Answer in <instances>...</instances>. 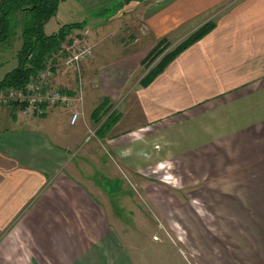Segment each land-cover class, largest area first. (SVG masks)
Segmentation results:
<instances>
[{
    "label": "crops",
    "instance_id": "0c3cea01",
    "mask_svg": "<svg viewBox=\"0 0 264 264\" xmlns=\"http://www.w3.org/2000/svg\"><path fill=\"white\" fill-rule=\"evenodd\" d=\"M112 1L68 0L57 21L83 22L94 49L75 124L62 106L40 117L0 107V264H138L94 176L117 174L114 163L126 176L148 166L169 173L159 167L168 162L174 176L229 175L225 188L171 196L182 264H264V0H132L114 13ZM207 21L211 29L142 84V61L158 41L177 44ZM55 81L76 86L65 75ZM99 96L119 113L102 137L90 119Z\"/></svg>",
    "mask_w": 264,
    "mask_h": 264
},
{
    "label": "rangeland",
    "instance_id": "374dc122",
    "mask_svg": "<svg viewBox=\"0 0 264 264\" xmlns=\"http://www.w3.org/2000/svg\"><path fill=\"white\" fill-rule=\"evenodd\" d=\"M59 2V13L58 17L54 16L51 18L48 23L45 25L46 31H52L57 26V21H62L63 15H67L69 12V4H67L68 0H60ZM147 0H142L141 2H146ZM122 0H113L111 4V11L114 13L115 11H119L120 3ZM107 9H110L107 6ZM97 7L92 9V15H95L97 12ZM58 11V10H57ZM100 11V10H99ZM57 13V12H56ZM87 11V14H89ZM56 15V14H55ZM57 17V20H56ZM75 17V16H73ZM72 17V18H73ZM71 18V19H72ZM87 19V18H85ZM208 22V21H207ZM85 23V22H84ZM87 23V22H86ZM87 26L89 23L86 24ZM91 25V24H90ZM84 31L86 33V38L89 44L93 47V44L90 43L88 39V31L84 28H75L72 32H80ZM184 38H180V41H177V44L180 43ZM176 43L172 44V41L166 39L165 42L161 43L158 49L164 48L156 57L147 59L145 63L142 64L141 70L145 72L143 75L145 76L147 71L168 51H170ZM20 45V40L17 37L10 44H3L0 46V78L8 71L16 65L15 52ZM167 45V46H165ZM94 51V49H93ZM92 60V59H91ZM89 60V61H91ZM84 64L82 63V68H84ZM71 71V70H69ZM68 71V72H69ZM83 73V71H82ZM142 75L141 73L139 74ZM143 76V77H144ZM83 77L85 78L84 74ZM139 76H137L138 78ZM72 79V77H70ZM85 83V82H84ZM62 87L71 88V83L66 84L65 81L62 82ZM90 88L94 89L95 84L94 81L90 82ZM82 98L84 94V84L82 88ZM102 96H99V100H95L93 97V103H98ZM91 100V101H92ZM91 103V102H90ZM83 105V101L80 102ZM95 104V105H96ZM14 105L16 108H19L16 104H5L1 105ZM84 112L83 106L81 107ZM80 108V109H81ZM79 110V109H78ZM21 111V110H20ZM48 111V110H47ZM47 113V112H46ZM69 113V112H68ZM70 114V113H69ZM34 116V115H29ZM44 116V115H43ZM38 117V116H36ZM93 126V125H92ZM93 129L87 131L89 139L91 136L94 137L92 133ZM90 139L89 142H92ZM86 139V140H87ZM97 151L96 149H92L94 153ZM76 156L80 157L83 155V151L81 153L79 150H75ZM89 156L88 158H90ZM92 166L94 170L98 172L102 170V166L98 164L96 160L92 161ZM115 166V167H114ZM114 166L111 165L110 173L114 174L112 176H94L97 177V182L100 183L103 188L108 190L111 193V201L112 206H115V209L118 211V208L121 207V215L116 211L114 212L119 219L115 218V221L118 220L116 230L119 232L120 239L127 245L128 250L132 253V257L136 260L138 264H182V257L184 255V247H183V238H184V227L181 219L169 220V217L172 215L173 211L181 212V210H177V208L173 205L172 201L169 204V200H171V196L173 194L178 195L177 191L179 189H184L191 187L192 189H197L199 187L203 189H216L217 188H225L229 181L227 180L229 175L225 172H221L222 169L218 170V173H208V176H174L179 178L180 186L173 187L171 186V182L163 183L162 177L165 174H171L166 171L157 173L151 171V166L145 168L144 176H131L128 172L127 176L123 174V169L118 163H114ZM110 174V175H111ZM172 175V174H171ZM194 175V174H191ZM109 177V178H108ZM242 184V182L240 181ZM239 184V183H238ZM101 187V186H100ZM176 191V193H174ZM120 196V197H119ZM178 199H182L179 197ZM181 204V203H177ZM135 255V256H134ZM170 255H174L175 259H171ZM182 256V257H181ZM173 260V263H172Z\"/></svg>",
    "mask_w": 264,
    "mask_h": 264
},
{
    "label": "trees",
    "instance_id": "16d2710c",
    "mask_svg": "<svg viewBox=\"0 0 264 264\" xmlns=\"http://www.w3.org/2000/svg\"><path fill=\"white\" fill-rule=\"evenodd\" d=\"M132 0H122V4ZM60 0H0V46L10 44L17 37L20 45L15 52L16 65L0 78V87H18L41 69L48 55L57 49L59 43L73 29L81 28L83 22L61 23L56 29L46 31L45 25L58 10ZM212 22L203 23L170 51L166 52L146 73L142 84H148L154 76L177 54L202 37L212 28ZM166 39L162 38L143 59L156 57L164 48L158 49ZM167 46V45H165ZM119 113L108 97L102 96L90 112V119L96 126L95 133L102 137L118 120Z\"/></svg>",
    "mask_w": 264,
    "mask_h": 264
},
{
    "label": "built area",
    "instance_id": "2783aa9c",
    "mask_svg": "<svg viewBox=\"0 0 264 264\" xmlns=\"http://www.w3.org/2000/svg\"><path fill=\"white\" fill-rule=\"evenodd\" d=\"M86 36L83 30L71 32L48 55L44 66L25 84L0 87V106L14 103L24 114L38 117L45 115L50 107L62 106L70 113V124H75L80 114L78 104L83 99L82 63L94 57L93 47ZM58 75L72 77L75 88L68 92L57 84L55 77Z\"/></svg>",
    "mask_w": 264,
    "mask_h": 264
},
{
    "label": "clouds",
    "instance_id": "9594fccd",
    "mask_svg": "<svg viewBox=\"0 0 264 264\" xmlns=\"http://www.w3.org/2000/svg\"><path fill=\"white\" fill-rule=\"evenodd\" d=\"M165 166L169 169V173H170L171 170L174 168V165H173L171 162H168L167 165H165V164H160V165H159V167H160L161 169H163ZM162 182H163V183H169V182H171V186H173V187H178V186H180V180H179V178L174 177V176L171 175V174H165V175L162 177Z\"/></svg>",
    "mask_w": 264,
    "mask_h": 264
}]
</instances>
